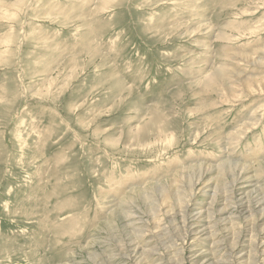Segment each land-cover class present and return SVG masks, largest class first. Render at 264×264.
<instances>
[{"label": "rangeland", "instance_id": "1", "mask_svg": "<svg viewBox=\"0 0 264 264\" xmlns=\"http://www.w3.org/2000/svg\"><path fill=\"white\" fill-rule=\"evenodd\" d=\"M263 204L264 0H0V264H245Z\"/></svg>", "mask_w": 264, "mask_h": 264}, {"label": "bare ground", "instance_id": "2", "mask_svg": "<svg viewBox=\"0 0 264 264\" xmlns=\"http://www.w3.org/2000/svg\"><path fill=\"white\" fill-rule=\"evenodd\" d=\"M243 179H245L246 180V178H249V177H245V176H243L242 177ZM241 196V195H240ZM264 205V204H263ZM255 206V205H254ZM260 206V204H258L257 205V207L255 208V209H257L258 207ZM185 207V206H184ZM189 207V206H188ZM241 207L242 206H239V207H234L233 209H232V213H236L237 211L239 212V213H242V214H244V213H247L248 214V216L247 217H245V218H248V217H250L249 216V210L248 209H246L245 208V210L244 209H241ZM247 207V206H246ZM185 208H187V207H185ZM184 208V209H185ZM225 208V207H224ZM251 209V208H250ZM188 210L189 209H187V210H185V211H183V214L185 215V217H184V221L182 222V228H183V230H184V226H185V230H186V234H185V236L186 237H184V239H183V241H182V243H181V245H182V247L178 250V251H180V252H178V254L179 253H189V254H191V256H195V257H197V252H194V249H195V247H196V244H195V241H197L196 239V234H198V233H196L197 232V230L196 229H193L194 228V225L195 224H197L198 225V223L199 222H192V223H186V220L188 219L187 218V213H188ZM198 211V210H197ZM196 211V212H197ZM198 214L200 215L201 214V211H199L198 212ZM246 214V215H247ZM251 214V213H250ZM239 215V214H238ZM194 217V216H193ZM253 217V216H252ZM192 219V218H191ZM238 219V218H237ZM181 223V222H180ZM235 223H236V220H235ZM181 225V224H180ZM239 225V224H238ZM251 225V224H250ZM233 226H234V224L232 225V228H233ZM180 229V228H179ZM202 231H204L203 229H202ZM237 231V230H236ZM244 231V229L242 228V229H238V232L237 233H234V236L235 235H237V237L234 239V242L235 241H237L238 239H240V237L242 236L240 233H242ZM254 232H256V230L255 231H253V234H254V238L255 239H253L250 243L251 244H249V245H247V247H249V250H250V254H248L247 255V257L246 258H248L247 260H249V262L248 261H244L243 260V258H241V257H239V256H237L236 258L239 260V262L240 261H242L243 260V263H245V264H248V263H250L251 262V264H258L259 263V261H256V259L257 258H259V257H263V261H261L260 263L261 264H264V255L263 254H261V247H262V245H258V243L256 242L255 243V240H256V237H257V234H255ZM176 234V233H175ZM175 234H173V235H175ZM183 234V233H182ZM192 234H194V235H192ZM160 235V234H159ZM190 236H192V237H190ZM175 237V236H174ZM180 237H181V235H180ZM191 238V240L193 241V243L192 244H190L189 243V245L186 243V244H184V241H185V239H186V241H187V239L188 238ZM200 237H203V236H200ZM199 237V238H200ZM245 238V236L243 235L242 236V238ZM198 238V239H199ZM151 239V238H150ZM152 239H153V236H152ZM166 243V242H165ZM175 243V242H174ZM236 244H237V242H235ZM241 243H243V242H241ZM249 243V242H248ZM176 244V243H175ZM262 244V243H261ZM136 245V244H135ZM180 245V246H181ZM134 246V245H133ZM169 247V246H168ZM176 247V246H175ZM174 247V248H175ZM170 248V247H169ZM176 248H178V247H176ZM173 249V248H172ZM171 250V249H170ZM236 250V248L234 249V248H232V250L230 249V252H231V254H233L234 256H235V254H237V253H239V251H235ZM136 249L135 250H133V252L134 253H136ZM174 251V250H173ZM177 251V250H176ZM201 251V250H200ZM165 252V251H164ZM163 252V253H164ZM223 252V251H222ZM229 252V253H230ZM157 253V252H156ZM158 253H159V251H158ZM172 254H173V252H172ZM172 254H170V255H172ZM177 255V254H176ZM199 255H202V253H199ZM198 255V256H199ZM240 255V254H239ZM181 256V255H180ZM152 257V256H151ZM156 257V256H155ZM167 257V256H166ZM194 257V258H195ZM180 258V257H179ZM168 259H170V258H168ZM148 260V259H147ZM165 260V259H164ZM176 260V259H175ZM177 261V260H176ZM198 261H199V259H198ZM177 262H179V261H177ZM185 263V262H184ZM193 263H196V261H193L192 259H189V261L187 262V263H185V264H193ZM199 264V263H198Z\"/></svg>", "mask_w": 264, "mask_h": 264}]
</instances>
